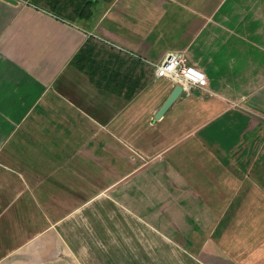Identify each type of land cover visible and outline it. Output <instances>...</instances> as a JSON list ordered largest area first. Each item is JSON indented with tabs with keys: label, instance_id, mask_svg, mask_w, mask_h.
<instances>
[{
	"label": "crops",
	"instance_id": "1",
	"mask_svg": "<svg viewBox=\"0 0 264 264\" xmlns=\"http://www.w3.org/2000/svg\"><path fill=\"white\" fill-rule=\"evenodd\" d=\"M17 1L0 0V264H84L81 232L97 248L105 228L129 264L151 244L264 264V0ZM169 52L207 86L156 119ZM106 207L120 219L87 214Z\"/></svg>",
	"mask_w": 264,
	"mask_h": 264
},
{
	"label": "rangeland",
	"instance_id": "2",
	"mask_svg": "<svg viewBox=\"0 0 264 264\" xmlns=\"http://www.w3.org/2000/svg\"><path fill=\"white\" fill-rule=\"evenodd\" d=\"M238 135L239 134L236 129H228L224 133L222 132V134H219V137L215 138V141L219 143L225 142L226 144H228L229 146L223 145V149L225 150L229 148L233 144V142H236L238 140ZM245 162L246 161H244V163ZM244 163L240 164L239 162L238 164L239 166H242ZM245 169H248V164L245 165ZM68 180L70 182L73 181L75 184H78L77 187H80L82 181L79 178H70V176ZM108 181L109 180L102 179L99 180V183H107ZM89 191L90 190L88 188L85 190V192ZM86 196H90V194H87ZM91 213H93V216H91ZM87 214L88 216L90 215L91 217H100L101 219L105 220L109 218L120 219L119 214L116 215L111 213L109 210H107V207L102 210L89 211L87 212ZM107 233V228H105V233L101 234L102 237L98 240V247L96 248V243L94 245V240L86 236V230L81 232V238L76 242V245L78 247V253L82 257L81 259L84 264H129L128 260H125V262L122 259H116V252H112V250L118 251L117 248L121 249L127 242H129V238L126 239L124 234H112L109 236L107 235ZM152 247L155 248V244H151V246L149 245L148 254L144 255V257L142 258L137 257V260H134V264H193V261H190L188 258H183L182 256L178 257V254L176 255V253L173 254V249H171L170 245H165L162 248L164 251H162L161 253H158L156 251V248L154 249V251H152L150 249ZM132 254L134 256H138L135 249L132 251ZM109 256H112L113 259H111V257L109 258Z\"/></svg>",
	"mask_w": 264,
	"mask_h": 264
},
{
	"label": "built area",
	"instance_id": "3",
	"mask_svg": "<svg viewBox=\"0 0 264 264\" xmlns=\"http://www.w3.org/2000/svg\"><path fill=\"white\" fill-rule=\"evenodd\" d=\"M154 75L179 85L182 92L190 94V89L205 90L207 78L205 74L190 64L182 53L169 52L157 63L153 64Z\"/></svg>",
	"mask_w": 264,
	"mask_h": 264
},
{
	"label": "water",
	"instance_id": "4",
	"mask_svg": "<svg viewBox=\"0 0 264 264\" xmlns=\"http://www.w3.org/2000/svg\"><path fill=\"white\" fill-rule=\"evenodd\" d=\"M5 2H8L10 4H17L18 1L17 0H3ZM182 92V88L179 85H176L174 87V89L172 90L171 94L169 95V97L166 99V101L164 102V104L161 106V108L158 110V112L155 115L156 119H159L160 117H162V115L166 112V110L173 104V102L180 96ZM257 110H259L260 112L264 113V109L263 108H256Z\"/></svg>",
	"mask_w": 264,
	"mask_h": 264
}]
</instances>
